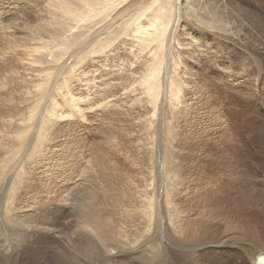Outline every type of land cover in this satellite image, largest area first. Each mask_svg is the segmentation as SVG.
Segmentation results:
<instances>
[{
	"label": "rangeland",
	"instance_id": "1",
	"mask_svg": "<svg viewBox=\"0 0 264 264\" xmlns=\"http://www.w3.org/2000/svg\"><path fill=\"white\" fill-rule=\"evenodd\" d=\"M150 2L152 3L153 0H128V2L120 4L109 17L106 19L103 17V21L97 16L89 19L91 23L85 20L83 23L87 27L89 26L90 30L87 32L80 29L82 35L87 33L85 37H78V39L73 37L64 41L67 26L55 24V21L49 25L42 23L41 18L39 19V16L44 18L47 16L48 19H52V14L48 13L50 10H48V6H51L50 3L53 5L54 0H0V73L10 67L8 71L14 73L16 81L13 87L12 82L0 85V100L6 97L0 102V120L7 106L8 110L10 107L19 108V114H16L11 121L2 120L8 125L16 122L17 127L15 133L3 132L5 133L2 134L3 138H0L1 161L7 165L3 171H0V192H2L0 193V210L6 211L7 208L8 211L12 205L15 217H18L17 222L28 220L25 223L26 226L23 225L24 229L21 228L17 232L18 234L15 232L10 234L18 253V260L15 264H58L54 260L55 257L57 258L56 254L59 253L61 247L70 245V240L73 237L67 238L72 234V231L77 230L79 224L78 217L71 212L72 210L76 213V209L73 207L75 205H68V203L79 204L95 190L93 188L96 185L97 173L99 175L106 173L104 169L107 165L101 168L102 171L97 166L101 161L96 158H99L101 154L108 159L110 157L114 159L111 160L115 162L114 165L116 164L114 166L116 175L113 174V177H116L114 185L120 188L127 186L125 188L134 192L131 195V203L134 205L132 212L136 211L140 204L141 206L145 205L146 196L155 199L156 190L159 188V179L163 172L168 174L166 176L172 182L163 180L162 176L160 187H164L163 190L171 189V183L173 185L177 181L174 186L176 189L179 188L176 191L184 196L181 200L175 197L174 204L178 203L180 206L184 202L189 203L192 198L191 205H193L194 200L202 198L193 196L186 200L184 197L188 191L193 194V192L197 193L198 190L202 191L207 188V191L204 190L206 196L221 192H229L230 195L235 196L243 180L249 179L252 181L251 185L258 184L263 176L264 144H259L260 147H258L254 135L257 138L262 133L264 134V100L262 98L264 92L262 93V89L259 92L260 78L254 71L250 53L244 51L241 56L234 54L233 60L230 61L223 56L220 57V51L209 57L207 51L202 48L199 55L193 53V55L201 56L202 60L199 69L193 73V70L186 69V66L181 64L182 59L177 58L171 49L167 51L164 47L161 55L165 60H170L167 65L170 73L168 81L172 84H167L166 76L164 81L160 80L159 83H162L161 87L159 86L160 96L157 102L152 103L151 97L144 92L146 88L144 78L151 67L148 62H150L149 58L153 57V52L157 50L156 45L152 44L148 49L141 50L142 42L139 41L140 38L137 37V34L133 33L136 27H124V23L130 15L145 12ZM222 20L233 28L237 25L233 15L225 6L223 7ZM93 22L96 23L94 27ZM144 22L147 21L143 20L142 23ZM184 22L185 19L179 22L178 30L174 35L175 39L179 35L180 25ZM71 23L73 24V22ZM194 24L195 22L193 26ZM40 25L47 32H52L50 30L55 29L62 33L59 36L62 39L59 38L58 42L55 39L46 38V41L50 40L49 46H47L50 50L52 49L53 55L55 54L51 59L58 62H51L48 65L49 59L43 63L44 65L33 64L31 52L27 48L28 44L26 45L23 39L19 38L27 28L31 27L36 30V27ZM76 26L77 24H74L71 31H78L79 29L76 30V28L81 25ZM117 27L124 30L123 33L115 35ZM18 28H21L20 31L17 30ZM40 30L44 32L42 28ZM79 34L81 33L79 32ZM219 34L217 31H212V35L208 38L213 42L215 48L216 42L219 41L216 37ZM186 37L192 38L191 34H187ZM230 39L232 38L230 37ZM192 40L196 42L195 39ZM220 40H222L220 44L224 43L223 40L227 41L228 45L234 49L231 41ZM184 43H186V47H192L189 41L185 40ZM55 48H59L60 51ZM218 48L221 49V46ZM192 50L194 49L189 52L192 53ZM251 52H253V48ZM4 54H7L10 59L1 61ZM189 55L191 54H185L186 60L191 57ZM243 57L247 58V62L241 61ZM172 59H177L178 65H174L171 62ZM8 61H11L12 65L7 67ZM188 61L186 63L192 66ZM2 66L3 68H1ZM194 67L196 68L195 65ZM12 69H15V72ZM261 81H264V78H261ZM1 83L3 84V82ZM175 83L181 89L178 93L182 98L178 104L170 102L169 91L163 94L164 89H162L163 84L173 86ZM5 88H8V91L4 90ZM70 97L76 99L77 106L83 110L70 114V109L74 110V106L67 105L65 102ZM46 99L48 103L53 99L52 109H56L53 111L57 114L64 111L66 117L58 115L47 117L48 124L51 122L49 124L51 126L48 129L49 133L44 138L46 140L54 132L51 136L53 139L50 138L46 143L41 141L44 144V150L42 149V155L38 156L41 164H37L35 148L39 141L34 138L38 133V126L35 123H29L30 125L27 123L30 122L31 116H37L36 121H39ZM30 113L32 115H29ZM26 115L30 117L27 119ZM56 120L57 124L52 123ZM52 124L57 128H54ZM10 129L8 131H11ZM56 135L57 137H55ZM178 145L180 146L178 147ZM174 148L179 150L175 151ZM12 153L13 158H11ZM161 154L166 159L162 158ZM161 158L164 162L160 161ZM110 165L112 166V164ZM157 166L159 167L157 168ZM175 173L176 180L174 181L172 178L175 177ZM205 182L213 187L207 186ZM19 185V190H26L24 192L26 197L24 195V197L19 196L20 198L12 196V190H16ZM28 191L32 194L31 198L26 194ZM110 193L109 195L112 197ZM112 194L119 195L117 192ZM31 201H33V206L34 202H38L37 204L45 202L48 205V212L44 214L46 216L41 213L38 206L37 209L34 207L35 211L31 209V212ZM105 203H108L107 200ZM126 205L130 207L128 202ZM201 205H207V209L211 208V202L201 203ZM179 211L178 221H175L178 225L181 223L179 227H183L188 223V217L185 216L186 214L183 215L182 209ZM30 215L38 217L36 216V222L32 224L35 227L29 233L31 236H25L23 235V232L26 231L25 228L28 223L34 221ZM44 217L48 220L44 222L45 225H43ZM137 226L141 227V225L135 224L128 227V231L122 227H119L120 230H116V236H121L122 242H127L131 249L139 246L146 247L147 235L151 234L150 232L155 228L154 223L149 224L148 227L143 224L141 233L137 230ZM128 234L131 237H128ZM135 237L138 240L135 241ZM155 240L157 241V238ZM23 241H26L27 244L26 255L20 253V250L24 251V248L20 247ZM3 246L1 243L0 249ZM42 248L44 249L41 251ZM44 250L47 251L44 252ZM128 253L126 251L123 255ZM133 254L136 253L129 255L134 257L129 258L132 261L118 260L117 264H134L133 259L138 258V255L134 256ZM116 255L121 254L116 253L109 257L108 261L111 264L117 262L116 259H113ZM216 258L222 259L223 256L220 255ZM231 260L232 258L228 257L224 264H229ZM236 262L239 263V260L237 259Z\"/></svg>",
	"mask_w": 264,
	"mask_h": 264
},
{
	"label": "bare ground",
	"instance_id": "2",
	"mask_svg": "<svg viewBox=\"0 0 264 264\" xmlns=\"http://www.w3.org/2000/svg\"><path fill=\"white\" fill-rule=\"evenodd\" d=\"M126 2H128V0H54V4L52 5L51 3H53V1H51L50 3L51 6H48V10L50 9L48 13L52 14V19L51 18L48 19L47 16H45L46 18L39 15L38 16L39 19L41 18L42 23L44 22L45 24H49V23L51 24V22L53 23L55 21L54 22L55 24H59V25L63 24L62 26L64 25L65 27L67 26L68 28L66 29V33L64 34L65 37L63 36L64 41H66L68 39H72L73 37H77L78 39V37L81 38L86 36L87 33L84 31L88 32L90 30L88 28L89 26L87 27L86 24L84 25L83 22L85 20L91 23L89 19L93 18V16H97L100 17L98 19L103 21V19L109 17L110 14L114 10H116V8L120 4ZM224 6L233 15L237 23L235 28L223 22L222 13ZM182 19H185V22L184 24L180 25L179 35L175 39L174 38L175 32L178 30L180 24L179 22ZM46 20H50V21H46ZM143 20L147 22L142 23ZM71 22H73V24ZM194 22L195 24L193 26ZM74 24L75 25L77 24V26L81 25L80 26L81 28L80 27L78 28L76 26L77 27L76 30L79 29L76 32L71 31V28ZM92 24L93 27L94 25H96L95 22H93ZM40 26L36 27L37 28L36 30L31 27L29 29L27 28L24 34H21L19 38L23 39V42L26 45L28 44L30 46L29 47L27 45V48L31 52L32 55L31 61L33 62V64L36 63L40 65L49 61V59L50 61L48 62V65L51 62H58V61H53L51 59V57L55 56V54L53 55L51 51L52 49L50 50V48L48 47L50 40L46 41V38L55 39V41L57 40L58 42V39L61 38L59 36H61L62 33L55 31V29L50 30L52 32H47V30L46 31L44 30L42 25ZM132 26L136 27L133 30V33L137 34V37L140 38L139 41L142 42L140 46L143 48H141V50L144 51L148 49L152 44H155L157 48V50L153 52V57L149 58L150 62H148V64H150L149 66L151 67L148 69L149 71L146 73L144 78V82L146 84V88L144 92L146 93V95H149L151 97L152 103L158 101V97L160 96V92H161L159 90V86L161 87L162 84V83L160 84L159 82L164 81L165 76L167 77L165 78L167 84L168 83L172 84V82L168 81L170 77V73L168 72L167 65L170 60H165L161 55L164 47L166 48L167 51L171 49L177 58L182 59L181 64L184 67L186 66L185 67L186 69H189L191 71L193 70V73L196 72V69H199V65L202 64L201 56L193 55V53L199 55L200 50L202 51V48H204V50L207 51L206 53L207 55H209V57L212 56V54L214 55L218 51H220L219 56L220 57L223 56L224 58L230 61L233 60L232 56L234 54L241 56V54L244 51H248L250 53L249 56L251 57V60L253 62L254 71L257 72V77L260 78V81L258 82L259 92L260 89L263 90L262 93L264 92V81H261V78H264V0H153L152 3L151 2L149 3L145 12L136 15H130L127 18V20L124 23V27L129 28ZM41 28L43 29L42 31L44 32H41L40 30ZM19 29L21 28H18L17 30L20 31ZM80 29L84 30L83 32L86 34L82 35ZM122 31L124 30L119 29L117 27L115 35L121 34ZM212 31H217L220 33L216 37L219 39V41L216 42V48L213 46L212 44L213 42L208 40L209 36L212 35ZM79 32L81 34H79ZM187 34H191L192 38L188 39L186 37ZM230 37L232 39H230ZM16 38L17 37L15 36V39ZM192 39H195L196 42H194ZM220 39H226L231 41L232 44L234 45V49L230 45H228L227 41L223 40L224 43L220 44V41H222ZM185 40L189 41V43L192 44V47L191 46L186 47L185 45L186 43H184ZM53 45L54 44L52 42V46ZM220 46L221 49L218 48ZM59 48H55V50L60 51L58 50ZM252 48H253V52H251ZM179 49H181L182 51L181 52L178 51ZM191 49H194L192 50V53L189 52ZM185 54H191L189 55L191 56L189 57L190 60L188 59L189 61L186 60ZM8 58H9L8 55L4 54L1 57V61L8 60ZM187 61L191 62L192 66L187 64L186 63ZM222 61L224 62V60ZM241 61L245 63L247 62V58L243 57ZM10 62L11 61H8L7 67L12 65V62L11 63ZM171 62L174 65H178L177 59H172ZM194 65L196 66V68L194 67ZM1 68H3V66ZM8 68H9L8 70H10V67ZM8 70L5 68L4 71L0 73V85H4L9 82H12V87H13L16 84V81L14 79L15 78L14 73ZM12 70L15 72V69ZM1 82H3V84ZM210 87H212V84H210ZM162 89H164L163 94H165L166 91H169L170 97L169 96L168 97L170 102H176L178 104L179 100L182 98L179 97L180 93L178 92H180L181 89L178 86V84L175 83V85L173 86H167L163 84ZM4 90L8 91V88H5ZM262 98L264 100V96ZM2 100H0V102ZM76 101L77 100L72 97H70L69 99L67 98V100H65L67 105L74 106V110L70 109L69 112L70 114L71 113L74 114V112L77 113L83 110L77 106L78 103ZM246 103L248 104L247 101ZM53 105H54L53 99L49 103L46 99L44 104V111L42 115L40 114L41 116L39 118V121L38 122L36 121L37 116L36 117L31 116V118L29 119L30 122L27 123L28 125H30L29 123L31 124L35 123L38 126L37 129L38 133L36 131L37 135L35 134L36 137L34 136L35 137L34 139L36 141H39L37 142L38 146L35 148V151H37V153L35 152L37 154V160H36L37 164H41L40 159H38V156H40L41 150L43 149L44 146V144H42L41 141L46 143L48 140H50V138L53 139L51 136L54 132L46 140L44 138V136H46L49 133L48 129L51 126V125L49 126L51 122L48 124L49 119L47 120V117H51L54 115H58L60 117H66V115L63 113L64 111L59 112L58 114L55 113L53 110L56 109L55 108L52 109ZM8 108H9L8 106L6 109L4 108L5 111L4 114H2V118L0 120V138L2 137V134H5L3 132L6 133L12 132V134L16 132V127H17L16 122H13L11 125L9 123L8 125L2 120L7 119L11 121V119L14 118L16 114H19V108L10 107L9 110ZM31 113L29 115H32ZM28 117L30 116L26 115L27 119ZM52 123L57 124V120ZM8 127H11L12 129ZM8 129H10L11 131H8ZM55 137H57V135ZM32 139L33 138L31 137V141ZM254 140L257 141L258 143L257 145L258 147H260L259 144H264V134L262 133L257 138L254 135ZM1 142L4 141L1 140ZM95 146L96 145H94V147ZM179 146L180 145H178V147ZM98 148L96 149L98 150ZM175 149L176 148H174V150ZM99 152L101 153V151ZM95 153L94 156L96 155ZM12 155L13 153L11 154V158H13ZM101 155L100 157L97 156L99 158H96L101 161L99 162L97 160V162H99V165L97 164V166L102 171L101 168H103L104 165L105 166L107 165L106 168L104 169L106 173L101 175L97 173L98 175L96 179V185L93 188L95 190L89 193V195L84 199V201L79 204L68 203V205H75L73 207H75L76 213H74L72 210L71 212L74 214V216L78 217L79 224L77 223L78 224L77 230L72 231L71 232L72 234L69 235L67 238L69 239L70 237H73L70 240V245L63 246L64 248L61 247L59 253L56 254L57 258L55 257L56 259L54 258V260L58 264H111L108 261V259L111 255L113 256V254L116 253H119L121 255L114 256L113 259L117 260L115 264L119 263L118 260L126 261L128 259V261H130L131 259L129 260V258H131L132 256L130 257L129 255L132 253H136L133 255L134 256L138 255L139 258L138 259L136 257L135 260L133 259L134 264H217V263L224 264L225 260H227L228 257L232 258L229 264H264V261L261 262L257 261L258 254L259 253L263 254L262 252H264V170H263V176L260 178L258 184L251 185L252 181H250L249 179H247V181L243 180L242 183L239 185L240 188L238 190L237 195L235 196L230 195L231 193L229 194V192H221L220 194L206 196L204 194L206 193L207 188H204L202 191L198 190L197 193L193 192V194L192 192L188 191L185 194L186 196L184 197V199L187 200L189 197L192 198L193 196H196V198L197 197H202V198L200 200H194L195 201L194 204L191 205V202L193 200L192 198L190 199L191 201L189 203L184 202V204L182 205L183 207L178 205V203L174 204L175 197L178 200H181L184 196V195H180V193L176 191L179 188L178 186L177 189L175 187L176 186L175 183L177 182L175 181L176 173H175V177L172 175L173 176L172 179L175 182L173 183V185L171 183L172 192H170L171 189L166 188L165 190H163L164 187L163 188L160 187V180L162 179L163 180L165 179V181L167 182L168 181L172 182L169 180V177L166 176L167 173L164 174L165 172H163L161 173L163 178L161 176L159 179V188L156 190L157 195H155V199L153 198L154 199L153 200L151 199V197L146 196L145 198L146 200L144 199V201H146L145 205L141 206L140 204V206L138 207L136 206L138 210L136 209V211L132 212L134 205H132L131 203V195L134 192L131 191L130 189L125 188L127 186L120 188L114 185V178L116 177H113V174L116 173L114 170V166L116 164L114 165L115 162L111 161L114 159L111 158L109 155H108L110 157L109 159ZM162 155L163 154H161V157L166 159L165 156ZM11 158L10 160H12ZM162 158L160 161L164 162ZM1 160L2 159L0 157V171L1 170L3 171V169L7 167V165L5 163H2ZM110 164H112V166ZM158 167L159 166H157V168ZM46 172L48 171L46 170ZM247 175H248V171H247ZM205 184L211 188L213 187L208 182H205ZM19 187L20 185L18 186V188H16V190L12 188L13 189L11 192L12 196L14 195L17 197L25 196L24 192L26 190L24 189L19 190L20 189ZM204 190L206 191L204 192ZM109 192H111L110 194L112 195V197L109 195ZM113 192H117L119 193V195L115 196L114 194H112ZM146 192L148 193V190ZM26 194H28V197L30 198L32 197L30 191H28ZM67 194L69 195L70 193ZM106 200L108 203H105ZM80 201L81 199L79 200V202ZM127 202L130 207L126 205ZM208 202H211V208L209 209L206 208L207 205H201V203H208ZM32 203L33 201H31V205ZM37 203L38 202H34V206L33 205L30 206V211L31 209L35 211V208L38 206L43 215L47 214L48 205L45 204V202L41 204H37ZM179 208L183 210L184 212L183 215L186 214L185 216L188 217L187 220L188 223L185 226H183L185 228H183L182 226L179 227L181 223L179 225L176 223V221H178V215H180ZM2 210H0V242L4 246L2 249H0L2 250L0 251L2 255V256L0 255V263L15 264L18 260L17 257L18 253L16 252V246H15L16 244L15 242L12 241L10 234L12 232L18 234L17 232H19L21 228H23V225L28 220L25 219L26 221L21 223L20 221L17 222L16 219L18 217L17 218L15 217V212L12 205L11 207H9L8 211L7 208L6 211L5 210L2 211ZM31 212L30 214H32ZM37 215H30L32 216V218H34V221L28 223L27 227L25 228L26 231L23 232V235L31 236L29 233L30 231H32L33 227H35L32 226V224L36 222ZM45 221H48L46 217L43 218V225H45L44 223ZM151 223L155 224V228L154 231L150 232L151 234L147 235L148 242L146 241L147 242L146 247L139 246L138 248L136 247L134 249L132 247L133 249H131L130 245H127V242L125 241L122 242L121 236L119 237L116 236V230H120L119 227H122L125 230H127V228L130 226L132 227V225L135 224L141 225V227L137 226L136 228L142 233V225L145 224V226L148 227L149 224ZM73 226H75V224H73ZM140 232L139 235H141ZM127 236L129 237L130 234H128ZM135 238H136L135 241L138 240L137 237ZM156 238L157 241L155 240ZM25 242L23 241V244L20 246L22 247L21 249L24 248V251L20 250L21 255L27 254V250H25L27 244ZM43 249L44 248H42L41 251ZM46 251L47 250H44V252ZM126 251H128L129 253L123 255L124 252ZM220 255L223 256L222 259L216 258L217 256ZM237 259L239 260V263L236 262Z\"/></svg>",
	"mask_w": 264,
	"mask_h": 264
}]
</instances>
